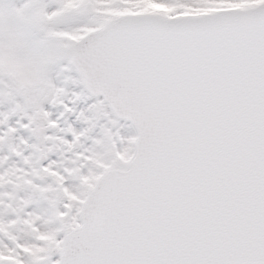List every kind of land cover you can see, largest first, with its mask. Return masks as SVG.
<instances>
[{
	"label": "snow or ice",
	"instance_id": "6c2138e0",
	"mask_svg": "<svg viewBox=\"0 0 264 264\" xmlns=\"http://www.w3.org/2000/svg\"><path fill=\"white\" fill-rule=\"evenodd\" d=\"M0 264H264V0H0Z\"/></svg>",
	"mask_w": 264,
	"mask_h": 264
}]
</instances>
